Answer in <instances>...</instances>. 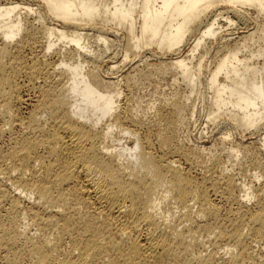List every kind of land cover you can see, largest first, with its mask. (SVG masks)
I'll return each mask as SVG.
<instances>
[{
    "label": "bare ground",
    "instance_id": "6f19581e",
    "mask_svg": "<svg viewBox=\"0 0 264 264\" xmlns=\"http://www.w3.org/2000/svg\"><path fill=\"white\" fill-rule=\"evenodd\" d=\"M147 51L170 58L124 71ZM166 74L185 94L145 111ZM194 95L222 141L255 136L250 182L224 163L244 143L200 171L178 143ZM0 264H264V0H0Z\"/></svg>",
    "mask_w": 264,
    "mask_h": 264
},
{
    "label": "rangeland",
    "instance_id": "374dc122",
    "mask_svg": "<svg viewBox=\"0 0 264 264\" xmlns=\"http://www.w3.org/2000/svg\"><path fill=\"white\" fill-rule=\"evenodd\" d=\"M250 13L246 17V19H248V20L246 21V19H245V22L239 23V22L234 21L235 22L234 25H232L230 28H228V26L225 24V26L222 30V34H232L230 37L235 38V37L241 36L243 33H245V34L249 33L248 31L253 29L256 22L260 21V20H258L259 18L256 19L255 14H253L252 12H250ZM32 19L33 18L31 17L30 20L36 24V21H34ZM89 34H91L92 37L95 38V35H96L95 33L90 32ZM116 34H117L116 39L114 41L115 44L113 43L109 52L110 53L112 52L113 54L117 55V57H116L117 65L122 66L120 64H121V60L123 59V54H124V50H123L124 46L123 45L124 44H121V42H123L122 37L124 36V33L121 31H118ZM91 41H93V39H91ZM213 45H207L208 49L206 50V56L205 57H206V60H208V61H211L212 58L215 57L214 55H216V44H215V46H213ZM186 51H187V48L184 47V49H182L181 54H186ZM150 52L152 53L155 51H147V52L139 53V54L134 53V55L130 54L128 56L129 58H127L125 61L126 63H124V64H126L125 65L126 67L124 66L125 67L124 71L127 70L129 67L133 68V66H135V65H138L139 68L140 67L141 68H147L149 66L148 67V69H149V68H152L153 65L158 64L161 60H163V59L167 60L170 58V56H166L163 59L162 58L159 59L158 57L155 58V56H152L153 53L151 54ZM143 57L146 58V61H143L146 63L142 62V64H141L140 60H141V58L144 59ZM108 59L109 58H105L98 63L97 68L103 74L107 73V71H106L107 67H109L112 64L113 59L112 58L110 60H108ZM206 60H205V62H206ZM208 61L205 63L206 65H207ZM145 65H147V66L145 67ZM156 76L153 75L150 77L151 79L148 78L147 80L146 79L141 80L143 82H140V83L138 82V85L137 84L135 85L136 88L133 89L134 91L132 93V96H134V97H132V98H135V101L138 99L137 102H141V103L139 105L137 102L134 101V99H132L133 105L135 102V104L137 103L135 106H137V105H139L140 107L142 106L141 108H143V106H144L143 109L146 111L145 108L148 106L151 107L152 104H153L152 107H154V106L156 107L160 103H164L165 101L167 102V99L169 100L171 98L170 100H172V98H173V100H175L176 97H174V96H178L179 94H180L179 96H181V94L183 96V94H185L184 92L186 91V89L184 88V85L180 81H178L177 83H173L171 76L168 74L162 75V77H161V75H159L158 77H156ZM179 87H181V88H179ZM177 91L178 92L180 91V93H178ZM175 93L177 95H173ZM188 102H187V104L190 103V106H192V108H194L195 113L192 116L193 117L192 118V117H190V115H187L189 112H185L184 116H186V118L184 117V121H185V119H186V121L185 122L183 121V125H180L181 127H179V129L177 131V134H178L177 139L180 140L181 142H179L178 140L177 141L183 147H185V146L186 147H193V148L196 147L195 149L200 150V156H199L200 159H198L200 166L197 169H199V171L201 170L202 162L204 163L205 160L207 159V157H212L213 155L217 156V154L221 155V156H225L227 150L229 149V147L232 144L236 145V144H240V143L243 144L244 143V146L246 145L247 151L239 154L238 160H236V162H233L231 160L229 161L227 158H224V161H225L224 163H225V166L227 167L228 170L232 169L231 170L232 173H234L236 175V177L239 181H242L244 179L245 181L250 182L251 180H249V179H251V175L254 172H256L253 170L254 167L252 165L250 166V164H252L251 161L252 160L258 161L259 158L263 157L262 151L259 150L260 144L257 143L255 136H252L249 132L244 133V132H241L238 130L236 131L234 129L233 130L231 129V130H228V132L230 131V133H231L229 140L228 141L227 140L222 141L221 137H223V135H221V134L225 133V131H224L225 129H223V132L221 130V133H219L220 131H217V130H215L216 131L215 132V131H213L214 128H213L212 124L206 123V121H207V118H206L207 110L205 107L206 102H204V100L202 102V99L199 98V96H197V95L192 96V98L190 99V102L189 103ZM148 111L150 112V110H148ZM211 126H212V128H211ZM226 132H227V130H226ZM220 148H221V150H220ZM219 150H220V152H219ZM237 161H238V164H237Z\"/></svg>",
    "mask_w": 264,
    "mask_h": 264
}]
</instances>
